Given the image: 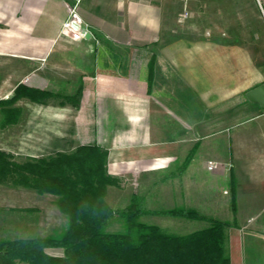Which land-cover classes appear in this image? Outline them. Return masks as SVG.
<instances>
[{
  "label": "crops",
  "instance_id": "1",
  "mask_svg": "<svg viewBox=\"0 0 264 264\" xmlns=\"http://www.w3.org/2000/svg\"><path fill=\"white\" fill-rule=\"evenodd\" d=\"M77 2L89 35L81 41L62 33ZM182 6L186 21L210 26L178 36ZM224 22L236 25L224 32ZM7 55L28 69L80 70L82 144L106 149L113 173L140 166L182 178L187 204L199 199L202 214L230 223L231 264H264V190L257 170L242 167L264 150L254 137L264 110L246 98L264 85V0H0ZM110 114L120 119L112 131ZM209 161L221 167L209 171Z\"/></svg>",
  "mask_w": 264,
  "mask_h": 264
},
{
  "label": "rangeland",
  "instance_id": "2",
  "mask_svg": "<svg viewBox=\"0 0 264 264\" xmlns=\"http://www.w3.org/2000/svg\"><path fill=\"white\" fill-rule=\"evenodd\" d=\"M175 11L177 14L181 12L184 15L185 10L182 6L176 7ZM180 20L176 25L178 36H183L191 29L200 31L211 24L200 19L192 22ZM234 25L236 24L231 22L219 23V27L224 32L233 30ZM242 25L243 23L239 27H243ZM224 38L228 39V36ZM9 56H0V152L4 154L0 161L1 243L15 239L45 237L60 233L67 227V220L56 205L57 197L49 193L41 194L35 188L24 186L19 183L20 173L11 171H15V164H35L48 161L59 154L71 155L78 146L84 145L82 143L85 141L80 139L88 135V128L79 134V127L76 124L78 108H75V104L78 99L81 71L76 68L57 69L54 67L56 64H50L43 70L28 69L21 67L22 62H16L20 59ZM57 61L59 60L53 62L57 63ZM19 85L46 91L49 94L36 101L24 97L9 105L4 104L3 101L13 97ZM10 108L16 109L11 114L14 123L6 124L5 110ZM106 121L111 131L120 127V119L111 114ZM254 137H257L259 145L264 147V130ZM259 152H262L259 160L255 159L250 164L251 167H242L245 171L246 169L257 170L255 176L249 175V177L255 178L254 182L260 187L259 190H264V150ZM184 157L185 149L182 148L178 164ZM211 163L221 164L209 161L208 170ZM177 167L173 166L174 169ZM142 169L140 166L134 170L123 167L113 173L109 167V173L119 179V186L108 187L105 195L106 203L114 211L124 209L135 197L137 202H140L148 211L184 208L194 210L202 217L214 219L202 214L206 210L203 209V205H200L199 199L194 198L188 204L186 203L185 182L182 178L170 182L167 174L154 176L139 174ZM204 192L207 193V189ZM139 220L145 224L158 226L171 235L189 234L209 225L205 220L152 215H144ZM106 230L123 231L122 221L117 214L113 215ZM46 252L52 256H63L61 249L50 248Z\"/></svg>",
  "mask_w": 264,
  "mask_h": 264
},
{
  "label": "trees",
  "instance_id": "3",
  "mask_svg": "<svg viewBox=\"0 0 264 264\" xmlns=\"http://www.w3.org/2000/svg\"><path fill=\"white\" fill-rule=\"evenodd\" d=\"M81 92L79 87L75 108H79ZM48 94L19 85L3 103L9 105L24 97L36 101ZM15 111L5 110L6 124L14 123L11 114ZM3 155L0 152V161ZM108 156L106 149L93 144L48 161L15 164L11 172L20 173L19 183L57 197L67 227L45 237L0 242V264H231L228 222L184 208L148 211L135 197L127 207L114 211L105 195L108 187L119 186V179L108 171ZM115 214L122 221L121 232L106 230ZM144 215L205 220L209 225L189 234L171 235L140 222ZM50 248L61 249L63 256L49 255L46 250Z\"/></svg>",
  "mask_w": 264,
  "mask_h": 264
},
{
  "label": "built area",
  "instance_id": "4",
  "mask_svg": "<svg viewBox=\"0 0 264 264\" xmlns=\"http://www.w3.org/2000/svg\"><path fill=\"white\" fill-rule=\"evenodd\" d=\"M77 8H78V2L73 6H68L69 15L62 27L63 35L69 37L73 41L86 40V36L88 35V32L84 27V23L77 13ZM188 16L189 13L184 12V15L182 16L181 19L185 20L186 18H188ZM220 167L221 164L211 163L209 165V170L213 171Z\"/></svg>",
  "mask_w": 264,
  "mask_h": 264
},
{
  "label": "water",
  "instance_id": "5",
  "mask_svg": "<svg viewBox=\"0 0 264 264\" xmlns=\"http://www.w3.org/2000/svg\"><path fill=\"white\" fill-rule=\"evenodd\" d=\"M89 35L86 36L88 38ZM250 103L259 105L264 110V85H260L246 93Z\"/></svg>",
  "mask_w": 264,
  "mask_h": 264
}]
</instances>
